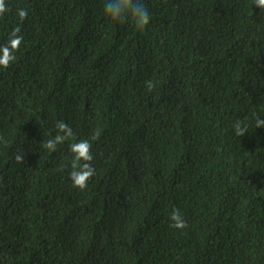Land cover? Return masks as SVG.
Wrapping results in <instances>:
<instances>
[{
    "label": "trees",
    "instance_id": "1",
    "mask_svg": "<svg viewBox=\"0 0 264 264\" xmlns=\"http://www.w3.org/2000/svg\"><path fill=\"white\" fill-rule=\"evenodd\" d=\"M142 2L144 28L111 23L105 0H6L0 45L16 27L24 40L0 68V264H264V12ZM60 120L73 136L46 150Z\"/></svg>",
    "mask_w": 264,
    "mask_h": 264
},
{
    "label": "clouds",
    "instance_id": "2",
    "mask_svg": "<svg viewBox=\"0 0 264 264\" xmlns=\"http://www.w3.org/2000/svg\"><path fill=\"white\" fill-rule=\"evenodd\" d=\"M254 5L261 12H264V0H254ZM8 11L6 0H0V17H3ZM104 13L109 21L114 24H122L129 20L138 28H144L150 22V14L148 8L142 0H105ZM20 20H24L28 16L26 9L21 8L18 13ZM24 37L21 35L20 27L14 28L9 34L5 44L0 45V68H9L17 59L16 53L20 50ZM145 87L149 92L155 88V82L149 80ZM57 134L52 139L43 142V147L49 151H56L58 145L69 140L73 136V130L64 121H57L55 124ZM256 128H264V119L257 117L255 119ZM235 135L243 137L248 133V126L242 121H236L233 125ZM97 132L92 139L98 138ZM92 143L88 139H81L78 142L71 143L69 150L73 154L71 161L72 171L69 177L72 180L73 187L83 191L88 187L89 180L95 175V168L91 161ZM25 154L23 151L15 153L14 158L17 163H24ZM170 227L175 230H183L187 227V222L184 220L179 209H174L169 217Z\"/></svg>",
    "mask_w": 264,
    "mask_h": 264
}]
</instances>
